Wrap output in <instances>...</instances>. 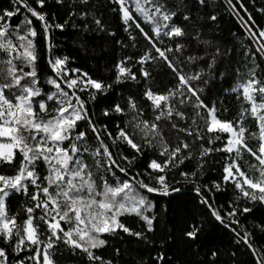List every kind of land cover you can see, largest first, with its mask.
Instances as JSON below:
<instances>
[{
    "label": "snow or ice",
    "instance_id": "obj_1",
    "mask_svg": "<svg viewBox=\"0 0 264 264\" xmlns=\"http://www.w3.org/2000/svg\"><path fill=\"white\" fill-rule=\"evenodd\" d=\"M56 2L62 4L64 0ZM111 2L119 5L125 31L134 25L156 53L152 55L151 49L147 50L136 61L141 65V75L149 78L150 73L143 66L160 60L172 71L177 81L174 87L167 88L163 93L154 92L151 87L145 91L144 99L151 103L155 113L151 121L142 119L143 109L131 96L127 110L116 104L112 109L115 113H131L128 122L131 131L117 125L115 136L107 125L97 126L88 107L91 101L97 99V94L106 95L113 84L93 79L81 69L68 68L69 57L52 55L55 45L51 33L55 29L63 31L67 21L65 24L49 21L46 12L37 11L27 0H12L11 10L0 11V52L5 54L0 58V164L12 166L17 154L21 157L13 175L0 173V240L12 250L10 254L7 248L0 246V264H58L55 256L61 243L85 253L91 264H113L111 260L105 261L94 254L93 250L107 245V240L102 237L115 235L117 230H121L146 240L143 232H133L121 222L120 217L134 214L145 223L147 231L152 232L156 216H149L148 213L153 212L155 202L144 193L167 197L180 192L181 189L175 185L181 181L176 180L173 173L186 161H192L193 151L197 149L195 171L181 170L179 176L183 182L196 185L194 191L200 198L199 202L211 216L240 237L255 257L256 264H264V250L253 244L250 232L244 231L241 235L238 230L242 227L238 213L242 215L252 211L249 207H241L240 201L264 203V78L258 77L255 69L251 70L249 78L232 89L237 93L242 92L249 107L241 108L238 119H223L218 115L216 106H209L202 98L205 91L202 85L208 84L204 79V69L185 70L186 44L179 42L185 31L174 22L178 13L168 7L166 0ZM198 2L205 4V0ZM237 2L240 3V0ZM45 3L46 0H36L41 9ZM79 3L87 5L89 0H79ZM228 4L236 11L232 0H228ZM21 7L30 17L23 16L13 26L12 18L20 14ZM240 7L244 8V5L240 3ZM244 10L247 12V9ZM236 14L239 16L238 11ZM70 15L74 16L76 12ZM85 15L87 13H82L81 18ZM31 18L38 20L43 29L49 54L48 65L53 73L46 83L54 91L45 92L38 76L36 38L41 33L37 32ZM183 18L188 20L190 16L185 12ZM210 19L215 21L217 17L213 15ZM240 22L247 29L249 38L255 41L256 52L264 53V29L256 25V30H253L255 21L250 14L247 20L241 16ZM95 24L101 26V20L96 19ZM142 24L150 26L152 35L145 31ZM165 38L178 42L167 45ZM130 39L135 40V37L130 35ZM131 59L126 57L115 65L113 83L137 79L131 68L126 66ZM197 59L203 57L187 55L188 62L195 63ZM214 64L215 57L207 68L212 69ZM85 92L88 93L87 99L81 95ZM49 102L54 105L51 109ZM184 108L191 111H182ZM201 110L206 114H202ZM42 114H46L47 118ZM103 114L109 115V110L105 109ZM246 115L256 121L258 131L249 132L244 124ZM189 119L191 123L187 127L178 123ZM162 120L165 123L161 124ZM82 121L87 122L94 144L90 142L88 131L81 127ZM166 131L168 135L176 134L174 145L169 144ZM136 133L139 140L135 139ZM105 136L111 145L105 142ZM205 138L207 146L203 143ZM250 138L258 141L255 147L250 146ZM218 141L221 142L220 146L213 147ZM118 143L126 144L136 155L129 158L122 152L112 151ZM145 147L157 148L163 160L153 158L144 173L130 175L129 166L144 155ZM215 152L227 153L229 162L223 168V183L234 185L239 193L228 202L229 210H224L223 215L214 201L204 195V189L209 193L213 188L216 192L221 191V183L214 181L211 187H202L194 179L198 174L202 175L205 157ZM244 153L256 161L247 165L255 170V175L245 171L241 163ZM85 154L92 157L93 164L86 162ZM41 161L47 169L43 177L37 170ZM117 172L128 179L121 180ZM97 174L102 181L99 187ZM109 176L113 179L109 180ZM13 194H23L31 202L23 206L26 218L22 225L18 223V213L10 215L8 212L7 200ZM41 223L46 225V232L41 231ZM233 224L237 228H231ZM200 230V226L193 224L185 235L194 240ZM261 230L264 231V227ZM25 251L32 254L24 257L21 253ZM10 256L17 258L10 259ZM154 259L159 264L164 257L161 254Z\"/></svg>",
    "mask_w": 264,
    "mask_h": 264
},
{
    "label": "trees",
    "instance_id": "obj_2",
    "mask_svg": "<svg viewBox=\"0 0 264 264\" xmlns=\"http://www.w3.org/2000/svg\"><path fill=\"white\" fill-rule=\"evenodd\" d=\"M27 2L37 11L46 12L49 21L54 20L55 23L60 24H65L67 21L63 31L55 29L51 33L55 45L53 56L69 57L68 68L81 69L93 79L113 84L106 95L97 94V99L88 104L92 118L98 127L107 125L113 136L118 131L117 125L131 131L128 126L131 113L121 115L112 111L116 104H120L127 110L130 96L143 109L142 119L149 121L154 119L155 113L151 103L144 99L145 91L151 87L154 92L163 93L167 88L174 87L177 81L172 71L160 60L146 63L143 66L150 73L149 78L145 79L141 75V65L136 61L147 50L151 49L152 55H156V53L134 25L129 31H125V25L121 22L119 5L112 3L111 0H89L87 5L80 4L79 0H76L75 3L72 0H64L62 4L57 3L56 0H46L44 8L41 9L37 6L36 0H27ZM166 3L171 10L178 13L174 22L183 27L185 31V35L179 38V42L186 44L184 55L187 67L185 70L204 69V79L208 81L207 85H202L205 88L202 94L205 103L209 106L215 105L219 110L218 115L223 119H238L241 108H248L249 105L244 101L242 93L234 92L232 89L236 84L246 81L253 69L258 77L264 78L263 56L256 52L253 40L246 34L245 28L224 0H205L204 5H201L198 0H166ZM240 3L244 5V8L240 7ZM240 3L237 0H232L236 12H239V17L242 16L244 20H247L250 14L255 21L253 30H256V25L260 29H264V0H240ZM17 6L19 7V5ZM11 8L12 0H0V11L11 10ZM113 9L116 10L113 11ZM244 9H247V12ZM73 11L76 12L74 16L70 15ZM185 12L189 14L190 19L184 20ZM82 13H87V15L81 18ZM133 14L135 15V13ZM25 15L30 17V14L21 7L20 14L12 18V25L18 24ZM213 15L217 17L215 21L210 19ZM31 19L37 32L41 33L36 38L38 76L44 91L49 92L53 88L46 81L53 73L48 65L49 54L42 35L43 29L38 20ZM96 19L101 20V26L95 24ZM141 26L149 32V35H152L149 25L142 24ZM130 35L134 36L135 40L130 39ZM176 42L178 41L165 38L167 45H173ZM188 54L203 57V59H197L195 63H191L187 61ZM3 57V52H0V58ZM126 57H132L126 66L131 68L137 79L135 81L127 79L123 83L115 84L113 83L116 76L115 65ZM213 57H215L214 67L208 69L207 64L212 62ZM81 95L84 99L88 98L87 92ZM105 109L109 110L107 116L103 114ZM181 110L191 111L190 108ZM201 111L202 114H206L203 110ZM160 123L165 122L162 120ZM178 123L182 127H187L191 120L178 121ZM244 124L249 132L258 131L256 121L250 115H246ZM81 127L88 131L90 142L94 144L95 141L92 139L87 122L82 121ZM166 135H168L167 131ZM175 135L174 132L168 135L169 144H175ZM135 139H140L138 133L135 134ZM105 142L111 145V141L107 140L106 136ZM248 142L252 147L258 144L255 138H250ZM203 143L207 146V138ZM220 143L218 141L213 147L220 146ZM112 151L122 152L129 158L136 155L124 143H118L112 148ZM198 151V149L193 151L192 161H186L185 165H181L173 173L175 179L181 181L175 185L181 189L180 192L167 197L144 193L155 202L153 212L148 213L149 216H156L152 232H148L145 223L134 214L120 217L121 222L133 232H143L147 237L146 240L117 230L115 235L102 237L107 240V245L93 250L94 254L101 256L105 261L111 260L113 264H158L154 258L161 254L164 259L159 264H256L255 257L247 245L240 240V237L230 228L216 221L208 209L199 202L200 198L194 191L196 185L183 182V178L179 176L181 170L195 171ZM226 157L227 153L223 152H215L205 157L206 163L202 175L198 174L194 178L202 187L205 185L211 187L214 181L221 183V191L216 192L213 188L209 193L204 189V195L214 201L216 206L221 209L222 215L224 210H229L228 202L239 195L234 185L223 183V168L228 162ZM153 158L158 161L163 160L159 156L157 148L145 147L144 155L139 156L135 163L129 166V174L144 173L148 170L147 166ZM20 159L21 157L17 154L14 165L0 164V173L13 175L14 169L19 166ZM85 160L90 165L93 164L89 154H85ZM245 161L247 164H244ZM241 163L249 175L256 174L254 169H249L247 166L256 163L247 153H244ZM37 170L41 177L47 174V169L42 161L38 163ZM93 171L95 172V168ZM117 175L128 179L119 172ZM108 179L112 180L113 178L109 176ZM96 180L97 183H102L98 174ZM145 181L147 182L146 178ZM26 203L31 202L23 194H13L7 200L9 214L18 213L17 219L21 225L26 218V213L23 210ZM240 206L249 207L252 211L242 215L238 213L242 226L238 230L241 235L244 231L250 232L253 244L258 249L264 250V231L261 230L264 227V203L259 201L252 203L242 199ZM193 224L200 226L201 229L198 237L194 240L185 235ZM231 228H237V225L233 224ZM41 231L46 232V225L42 223ZM0 246L7 248L11 254V248L4 245L3 240H0ZM117 250H119L118 254ZM213 252L216 253L215 256L212 255ZM31 254L27 251L21 253L24 257ZM16 258L10 256V259ZM55 260L58 261V264H91L85 253L79 249L73 250L62 243L59 245ZM96 264H100V262H96Z\"/></svg>",
    "mask_w": 264,
    "mask_h": 264
},
{
    "label": "water",
    "instance_id": "obj_3",
    "mask_svg": "<svg viewBox=\"0 0 264 264\" xmlns=\"http://www.w3.org/2000/svg\"><path fill=\"white\" fill-rule=\"evenodd\" d=\"M224 2L227 4V6L230 8V10L232 11V13L238 18V20L240 21V17L239 16H237V14H236V11H233V9H232V7L231 6H229V4H228V0H224ZM242 24V23H241ZM242 26H243V24H242ZM244 27V26H243ZM245 28V27H244ZM245 30H246V32H247V29L245 28ZM253 42H254V44H255V41L253 40ZM261 55L264 57V53H261Z\"/></svg>",
    "mask_w": 264,
    "mask_h": 264
},
{
    "label": "rangeland",
    "instance_id": "obj_4",
    "mask_svg": "<svg viewBox=\"0 0 264 264\" xmlns=\"http://www.w3.org/2000/svg\"><path fill=\"white\" fill-rule=\"evenodd\" d=\"M4 54V53H3ZM4 56H5V54H4ZM240 83H238V84H236L234 87H236V86H238ZM52 91H54V89L52 90ZM242 93V92H241ZM54 105H53V103L52 102H49V108L51 109V107H53ZM42 115H44L45 116V118H47V115L46 114H42ZM229 162V161H228ZM227 162V163H228ZM96 171V170H95ZM250 175H255L254 173H252V174H250ZM121 178V177H120ZM121 180H124V178H121ZM101 184L100 183H97V186L99 187Z\"/></svg>",
    "mask_w": 264,
    "mask_h": 264
}]
</instances>
